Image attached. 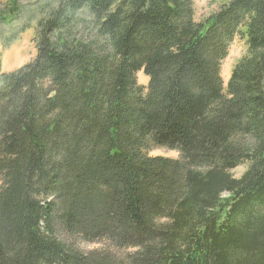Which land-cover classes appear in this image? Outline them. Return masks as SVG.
<instances>
[{"label": "trees", "instance_id": "obj_1", "mask_svg": "<svg viewBox=\"0 0 264 264\" xmlns=\"http://www.w3.org/2000/svg\"><path fill=\"white\" fill-rule=\"evenodd\" d=\"M64 2L90 23L40 19L0 87V264H264V0Z\"/></svg>", "mask_w": 264, "mask_h": 264}, {"label": "rangeland", "instance_id": "obj_2", "mask_svg": "<svg viewBox=\"0 0 264 264\" xmlns=\"http://www.w3.org/2000/svg\"><path fill=\"white\" fill-rule=\"evenodd\" d=\"M8 0H1L2 3ZM20 12L10 17L8 22L0 21V87L4 76L18 70L35 58L37 54L36 37L40 19H49L56 10L61 9L60 18L67 15L70 8L65 7V0H18ZM196 20H203L217 11L230 0H193ZM63 2V3H62ZM62 3V6H61ZM71 26L74 29L84 28L90 23V16L86 9H76L71 12ZM69 13V14H70ZM246 54L245 40L236 38L229 48V54L222 63L221 73L224 86L230 78L231 72L237 62ZM138 83L147 85L149 78L143 71L137 74ZM152 155H162L178 158L179 152L168 148H157ZM247 169L240 165L232 170L236 177H240ZM102 245L88 244V248H98Z\"/></svg>", "mask_w": 264, "mask_h": 264}]
</instances>
